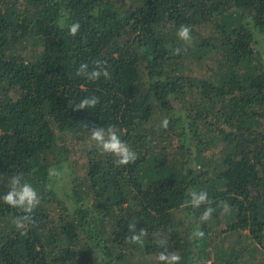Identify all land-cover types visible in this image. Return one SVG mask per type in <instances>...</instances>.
Instances as JSON below:
<instances>
[{
    "label": "trees",
    "instance_id": "16d2710c",
    "mask_svg": "<svg viewBox=\"0 0 264 264\" xmlns=\"http://www.w3.org/2000/svg\"><path fill=\"white\" fill-rule=\"evenodd\" d=\"M97 59L110 79L76 74ZM93 124L137 160L117 167ZM16 173L41 204L21 235L0 201V264H159L160 238L179 264H264V0H0V196ZM190 190L208 192V221Z\"/></svg>",
    "mask_w": 264,
    "mask_h": 264
},
{
    "label": "clouds",
    "instance_id": "9594fccd",
    "mask_svg": "<svg viewBox=\"0 0 264 264\" xmlns=\"http://www.w3.org/2000/svg\"><path fill=\"white\" fill-rule=\"evenodd\" d=\"M63 29L65 25L60 24ZM81 25L78 22L72 23L67 26L66 35L69 37H75ZM191 26L181 24L177 29V36L182 40L185 45H190L192 42ZM182 49L176 47L174 53L176 55L181 54ZM187 51V48H184ZM78 76L84 77L89 81H97L101 77L105 79L111 78V73L108 71L107 61L97 59L93 61V66L89 69L87 63L81 64L77 73ZM100 103V98L92 95L82 98L79 104L74 105V110L92 109ZM169 120L163 119L161 127L167 128L169 126ZM87 127V125H85ZM90 142H95L96 147L106 154H111L114 158V164L119 166L128 165L134 163L138 156L137 153L131 148V146L121 138L120 130L115 125H109L107 127L92 125L90 130ZM61 173L56 169H49V176H60ZM190 199L185 200L184 206H191L199 208L203 204L209 205L201 215L202 221H208L215 209L211 206L212 201L209 199V194L205 190H190L187 193ZM0 201L9 205L12 208H17L22 211V215H17L12 223L17 231L21 235H27L29 225L35 223L33 213L41 204V195L33 185L23 178V173L13 174L8 183V191L0 196ZM224 210L229 211L228 205H224ZM128 230L131 233L126 237V241L130 244H138L141 247L144 246V237L147 235L146 230L141 228L137 230L136 222L130 221L128 224ZM205 233L197 228L189 237L191 240L202 239ZM162 249L156 257L159 264H179L181 257L176 251H170L168 241L165 238H160L155 241Z\"/></svg>",
    "mask_w": 264,
    "mask_h": 264
},
{
    "label": "rangeland",
    "instance_id": "374dc122",
    "mask_svg": "<svg viewBox=\"0 0 264 264\" xmlns=\"http://www.w3.org/2000/svg\"><path fill=\"white\" fill-rule=\"evenodd\" d=\"M63 181L62 182H59V185H60V187H59V190L61 191L62 190V188H63Z\"/></svg>",
    "mask_w": 264,
    "mask_h": 264
}]
</instances>
